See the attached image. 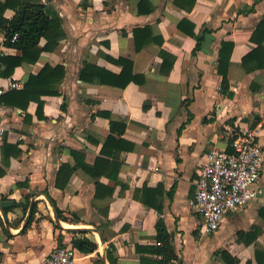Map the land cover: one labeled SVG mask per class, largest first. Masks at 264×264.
Segmentation results:
<instances>
[{"label": "crops", "instance_id": "crops-1", "mask_svg": "<svg viewBox=\"0 0 264 264\" xmlns=\"http://www.w3.org/2000/svg\"><path fill=\"white\" fill-rule=\"evenodd\" d=\"M20 1L56 14L65 37L35 63L24 62L11 77H0V86L5 94L20 91L46 64L62 66L64 76L59 95L41 98L42 118L34 101L25 110L9 104L10 98L0 102L7 128L0 140V204L10 202L5 207L10 208L27 196L36 204L28 226L30 203L26 212L17 207L6 217L0 207V264H40L56 248L82 238L69 230L77 228L98 249L76 250V264H110V244L116 264H141L137 247L156 245L159 219L181 264H226L216 254L222 250L237 264H264V209L258 200L226 214L209 234L201 232L202 218L190 206L202 166L211 152L229 151L226 136L239 124L258 130L264 151V0H195L191 9L176 0ZM13 8L3 17L11 19ZM140 29L145 32H136ZM192 31L201 39L195 54ZM4 38L0 31V53L19 55L3 46ZM222 42L232 44L226 93L220 92L218 73ZM45 43L41 39L39 49ZM136 43L143 44L139 51ZM253 50L255 57L243 66ZM107 56L130 60L133 74L144 82L119 88L80 80L85 64L118 74L121 67ZM111 121L125 124L121 137L111 133ZM15 148L20 154L14 155ZM71 150L82 151L88 167L102 158L114 168L96 167L93 175L79 166L72 171L77 163ZM257 189L264 195V164ZM46 194L71 221H55Z\"/></svg>", "mask_w": 264, "mask_h": 264}, {"label": "trees", "instance_id": "trees-1", "mask_svg": "<svg viewBox=\"0 0 264 264\" xmlns=\"http://www.w3.org/2000/svg\"><path fill=\"white\" fill-rule=\"evenodd\" d=\"M15 4L11 5V2ZM178 5L191 9L195 3V0H176ZM8 7H14V15L11 19H6L3 17L5 10ZM181 24V23H180ZM179 24V27L181 25ZM192 27V26H191ZM194 27V26H193ZM192 27V28H193ZM0 31L4 34L3 46L11 49H15L19 52L16 56H5L0 53V77L8 78L14 73L16 67L20 66L22 63H35L40 56L42 51H52L57 46L58 43L65 37L62 29V20L56 14H50L46 11L44 5L33 4L20 0H5L0 2ZM136 32L144 33V29L136 30ZM190 35L195 37L197 44L193 51L195 52L200 48L201 39L192 32ZM254 36H252V39ZM41 39H45V45L39 49V43ZM143 47V44L136 43V50L139 51ZM232 50V44L222 42L219 52L218 59V73L222 77L221 81V93H226L228 90V79H227V69L229 65V55ZM257 50V49H256ZM256 50H253L247 56L243 58L242 65L245 66L247 62L252 60L256 55ZM165 61V54L162 53ZM110 62L121 67V71L118 74L108 72L107 70L99 67H95L90 64H85L84 68L79 71V78L82 81L97 82L100 84L111 85L119 88L126 87L129 83L133 82L136 84H142L144 82L143 76H137L133 74V63L130 60L119 58L113 59L111 57H106ZM173 58L171 59L172 64ZM168 67L167 71L171 67ZM260 66V65H259ZM64 76V68L60 65L51 66L46 64L42 70L37 75H30L24 87L20 91H12L10 93L4 94L0 97V102L8 100L9 104L16 107L26 109L31 101L37 103L36 114L38 117L42 118V108L43 101L41 98L43 96H55L59 95V83ZM62 109L65 107L62 105ZM146 105H144V109ZM111 133H117L120 137L125 132V124L110 122ZM111 136L107 140H110ZM130 148V147H129ZM103 152V151H102ZM20 154V150L15 148L14 155ZM71 156L75 159L76 165L72 167V171L76 170L78 166L83 169L86 173L93 175V170L96 167H108L113 169V163L108 162L102 158H97L94 167H88L82 163L84 160V154L82 151H70ZM63 169L60 170V172ZM2 174V173H0ZM61 187L60 184H57ZM100 185H96L99 188ZM147 188L141 189L140 192L143 196ZM153 192V191H152ZM112 195L113 190H110ZM158 193V189H155L154 194ZM53 204L56 214L61 221H71L69 218L63 215V211L60 210L56 203L51 197L45 195ZM140 201L150 207H154L157 210L159 205L155 204L152 200L147 198H139ZM29 196L26 197L25 203L13 202L12 207L5 208L1 207L4 217L7 216V212L15 209L17 207H22L26 212L29 207ZM36 212V204L33 205L31 213L27 220V226L32 222L33 216ZM72 218L77 220L75 214H71ZM0 224L3 225V221L0 218ZM26 226V227H27ZM86 231L80 232L83 236L82 238H76L72 240V247L83 254H92L97 251L98 245L96 242L89 240L85 235ZM102 239L105 240L103 234H100ZM241 233L239 234V236ZM140 254L141 264H181L177 253L175 252L174 246L172 245L171 234L167 231L166 225L162 219H159L156 223V245L149 247H137ZM114 251V246L109 245L107 250V260L110 264H116L112 256ZM217 255L222 258L226 264H237V259L232 257L227 251H218ZM96 264H104L102 261Z\"/></svg>", "mask_w": 264, "mask_h": 264}, {"label": "built area", "instance_id": "built-area-1", "mask_svg": "<svg viewBox=\"0 0 264 264\" xmlns=\"http://www.w3.org/2000/svg\"><path fill=\"white\" fill-rule=\"evenodd\" d=\"M19 84L10 82L9 87ZM6 88L0 86V97ZM7 131L0 121V140ZM258 130L239 124L227 134L229 151L211 152L194 182V197L190 202L193 211L201 216L202 233H212L220 227L223 218L231 211L257 201L264 209V195L260 196L257 183L264 164V151ZM40 264H76V249L58 247Z\"/></svg>", "mask_w": 264, "mask_h": 264}, {"label": "water", "instance_id": "water-1", "mask_svg": "<svg viewBox=\"0 0 264 264\" xmlns=\"http://www.w3.org/2000/svg\"><path fill=\"white\" fill-rule=\"evenodd\" d=\"M45 196V195H44ZM45 198L47 199V201H48V203L50 204V206L52 207V209H53V213H54V219H55V221L56 222H59V218H58V216H57V214H56V211H55V209H54V206H53V204H52V202L45 196ZM33 204H34V201H31V203H30V207H29V212H28V216H27V219H28V217H29V215H30V213H31V210H32V208H33ZM7 206H11V203L10 202H2L1 204H0V207H7ZM27 223V220H26V222H25V224ZM6 225H7V223H6ZM71 232H75V233H80V232H83V231H86L85 229H81V228H77V229H69ZM101 238V237H100ZM101 241H102V243H103V240H102V238H101Z\"/></svg>", "mask_w": 264, "mask_h": 264}, {"label": "bare ground", "instance_id": "bare-ground-1", "mask_svg": "<svg viewBox=\"0 0 264 264\" xmlns=\"http://www.w3.org/2000/svg\"><path fill=\"white\" fill-rule=\"evenodd\" d=\"M61 226H63L64 228H74V227H72V226H70V225H68L66 223H61ZM96 240H98V237H97Z\"/></svg>", "mask_w": 264, "mask_h": 264}]
</instances>
